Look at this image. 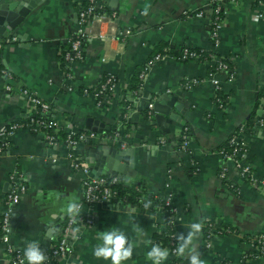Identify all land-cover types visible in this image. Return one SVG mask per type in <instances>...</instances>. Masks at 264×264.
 Returning <instances> with one entry per match:
<instances>
[{"label":"crops","instance_id":"0c3cea01","mask_svg":"<svg viewBox=\"0 0 264 264\" xmlns=\"http://www.w3.org/2000/svg\"><path fill=\"white\" fill-rule=\"evenodd\" d=\"M24 1L32 4L19 24V37L0 39V128L21 122L32 112L21 88L48 103V117L61 132L89 131L84 128L88 118L102 123V131L95 132L98 138L78 143L73 152L89 175L99 172L92 167L106 154L104 145L132 149L131 175L118 178L153 198L163 195L167 182L174 234L186 235L192 223L202 222L195 244L205 264H264V255L255 256L251 242L264 234V184L260 183L264 181V9L257 0H103L113 17L104 15L83 26L82 57L70 65L61 62L58 52L75 34L76 12L85 0ZM214 3L223 9L215 46L209 18ZM197 11H202L201 17L194 15ZM184 47L212 51L231 65V82L222 72L214 75L225 97L221 107L214 103L215 91L207 77L212 63L182 58ZM160 48H169L168 54L150 65L138 96L130 98L126 84ZM107 74L114 76L115 89L99 104L90 92ZM190 79L198 83L183 89L182 83ZM160 93H172L179 110L171 108L169 116L154 118L150 109L148 116ZM122 96L133 102L124 123H117ZM247 120L253 121V129L237 131ZM114 122L119 135L127 134L129 143L123 147L108 134ZM183 128L188 136L185 151L177 146ZM234 134L244 142L242 158L258 184L246 183L218 152ZM5 140L0 152V214L9 175L20 177L26 187L12 207L8 242L18 249L36 242L43 250L68 217L67 201L80 200L84 175L70 166L62 140L48 145L41 133L24 127ZM221 167L226 169L224 178L219 177ZM81 213L92 217V223L70 241L69 253L57 264H111L98 260L93 252L102 243L100 233L113 229L136 245L132 259L124 264H152L146 253L153 234L163 225L158 209L143 211L113 201L96 202ZM136 225L145 235H138ZM3 249L0 243V264ZM172 256L176 255L170 253L164 264ZM178 261L189 264L187 257Z\"/></svg>","mask_w":264,"mask_h":264},{"label":"built area","instance_id":"2783aa9c","mask_svg":"<svg viewBox=\"0 0 264 264\" xmlns=\"http://www.w3.org/2000/svg\"><path fill=\"white\" fill-rule=\"evenodd\" d=\"M257 3L261 5L264 9V0H257ZM104 5L103 0H87V4L85 7L78 9L76 12V23L77 29L75 31V37H68L69 48L63 53L64 62L67 65H70L73 62L78 61L81 58L80 51V41L86 36L83 32V26L86 23H92L94 20L99 17L106 16L107 19L113 17L112 15L106 14H96L94 10L97 7H102ZM223 9L220 3H214L213 7V17L210 19L211 28H210V36L213 41V46L216 45V31L222 19ZM196 17L202 16V11H197L194 13ZM264 16V11L262 12ZM97 36L100 37L101 32L97 33ZM166 49H163L158 53H155L140 69L138 73V78L143 80L147 71L154 62L158 61L162 57L166 56ZM202 50H191L186 47L181 49V57L184 59H194L198 60L200 58L205 61H210L214 64L213 72H209L207 77L211 82L213 89L215 91L214 103L216 106L221 107L223 105L224 96L220 93V87L218 81L214 78L216 73L222 72L225 74V80L227 82H231L233 79V70L231 65L226 62L221 56L218 54L207 51L208 53L203 55ZM68 78V74H65ZM115 78L114 76L107 74L101 80L94 89L90 92L96 99L97 103L101 104L109 99V95H112L115 89ZM198 83V79H190L186 80L182 83L183 89L191 88L193 85ZM67 89H69L67 87ZM22 97H24L28 103L31 105L32 112H39L41 117L38 118H29V120L23 124L12 123L8 126L7 130H0V140L4 141V139L12 134L14 130L17 128L24 127L31 132H39L41 133L45 141L48 145H55L58 141L56 138V133L60 131V127L58 124L48 117L49 105L48 103L42 101L38 97L30 94L25 88H21L19 90ZM83 92H88L86 89H83ZM264 101V100H263ZM151 105L147 111V115H151L150 113ZM263 110H264V102H263ZM244 129L243 125H240L237 131H242ZM186 129L183 128L179 133L178 139V148L182 151H185L187 148V139ZM97 134L93 131H67L65 133V137L62 140L67 148V157L70 161V166L73 169L80 171L84 177L81 180V198L77 202L81 205L80 214L76 218V222H73V218L68 215L65 219V222L62 224L58 238L55 243L48 245V254H45L47 257L44 264H57L58 260L61 257L66 256L70 251V241L76 238L87 225L92 223V217H86L82 215V209L84 207H88L96 202H115V192L111 189V185L116 184L120 181L117 176L107 177V176H91L88 174V169L86 165L73 156L74 149L76 145L80 142H85L87 140H96ZM102 139L104 137H101ZM112 138L116 142L120 144L121 147L125 145L127 134L119 135L117 131L112 133ZM6 142L0 144V152L2 151V147L6 145ZM228 146L231 147L230 151H225L223 149H219V153L222 158L226 161H229L235 168L238 169L239 175L241 178L250 185L258 184V180H256L252 175V170L247 163L243 161V153H244V142L238 137L236 134L231 135L227 139ZM226 173L225 167H221L219 170V177L224 178ZM261 184H264V181H260ZM8 190L5 194L3 200V206L0 214V243L4 245L3 249V264H21V261H24V264H27L26 259L24 258V249H18L12 246L8 242V234L10 232V216L12 212V207L14 204L18 203L19 200L25 193L26 187L21 182L20 177L15 174H10L8 177ZM163 195L162 205L159 206L158 210L164 209L167 213H172L174 211V207L171 204L172 196L168 187V183L165 182L163 185ZM161 212V211H160ZM79 229L78 233H74L73 229ZM208 237V235H207ZM252 243L255 244L256 247V255H264V234H260L251 240ZM208 246V242L205 243ZM175 246L170 247L168 250L172 255L174 254ZM173 264H178L174 262Z\"/></svg>","mask_w":264,"mask_h":264},{"label":"clouds","instance_id":"9594fccd","mask_svg":"<svg viewBox=\"0 0 264 264\" xmlns=\"http://www.w3.org/2000/svg\"><path fill=\"white\" fill-rule=\"evenodd\" d=\"M144 15L148 14L147 8L144 10ZM70 181V180H69ZM151 206V201L144 203L145 209ZM81 205L73 199H69L66 203L64 211L67 215L73 218V222H76V218L80 214ZM203 228L202 222L192 223L189 226V231L185 235L179 234L176 237L178 246L174 250V254L178 257H187L189 264H205L200 259V253L196 247L195 241ZM138 235H145L142 228L139 225L134 229ZM74 233H78L79 229H73ZM102 243L98 244L93 252V255L98 259L104 261H111V264H124L125 261L131 260L133 256V249L136 246L134 243L129 242L128 237L120 230H106L102 231L98 237ZM145 243H151L145 241ZM169 250L161 247L158 244H153L151 249L146 253L148 260L152 261V264H164L169 258ZM24 258L27 264H44L47 257L40 249V245L36 242L29 243L24 249ZM24 264V261H21Z\"/></svg>","mask_w":264,"mask_h":264},{"label":"trees","instance_id":"16d2710c","mask_svg":"<svg viewBox=\"0 0 264 264\" xmlns=\"http://www.w3.org/2000/svg\"><path fill=\"white\" fill-rule=\"evenodd\" d=\"M87 4V0L83 1L80 5L78 9H81L83 7H85ZM211 15H210V19L213 17V7L214 4L211 5ZM94 12L96 14H106L109 15L108 10L102 6V7H97ZM75 34L71 35L70 38H74ZM83 43V42H82ZM69 48V42H67L66 44L62 45L61 50H59L58 52V57L61 59V62L64 64V59H63V53ZM190 49V48H188ZM191 50H195L198 51V49H191ZM81 51V48H80ZM203 51V50H202ZM161 53V48L157 49L154 51L155 53ZM167 54L169 52V48L165 51ZM181 53V52H180ZM207 51H203L202 54L205 55L207 54ZM81 57H82V51H81ZM81 59V58H80ZM79 59V60H80ZM204 60L202 58L198 59V61ZM213 68H214V64L212 63L209 67V72H213ZM140 69L135 71L131 78L129 79L128 83L126 84V88H125V92L127 91V93H129L130 98L132 97H137L141 87H142V80L140 78H138V73H139ZM105 77V75L102 77L101 80H103V78ZM125 95V93L123 94ZM111 95H109L110 98ZM132 100L131 99H126L125 96H122V99L119 101V107L117 109V113L116 116L114 118L115 122L117 123H124V118L125 115L128 111V109L131 107L132 105ZM145 110H142V112L145 113ZM41 117V114L39 112H31L29 114V116L21 121V122H16V124H25L29 118H38ZM114 124L111 126L110 130H108V134L111 135L112 133H114L116 131V125ZM253 121L251 120H247L246 122H244L243 126L244 129L246 131H251L253 129ZM9 126V125H8ZM8 126L6 127H2L0 128L3 130H7ZM186 135H187V131ZM65 137V133L58 131L56 133V138L58 140H63ZM6 142L7 140L4 139V141L0 140V144ZM126 142L129 143V140L126 138ZM4 148L2 147L1 150H3ZM220 149H223L225 151H230L231 147L228 146L227 144V140L222 144V146L220 147ZM111 189L115 192V202H119V203H123V204H132V205H136L138 207H140L141 210L143 211H152V210H156L159 208V206L162 205V199L161 197H157V198H153L151 196H146L143 195V192L141 191V189H138V186L135 185H127V184H123L122 181H119L116 184H113L110 186ZM151 201V206L147 209H145L144 207V203ZM162 213V227L160 230L156 231L153 236H152V243L153 244H158L163 248L169 249L170 247L176 246V235L174 234V229L172 228V220H173V212L172 213H167V211H165L164 209L160 210ZM222 231H224L225 229H220ZM58 236H56L53 241L51 243H55L57 240ZM50 243V244H51ZM44 252V254H48V248H45L42 250ZM174 262H179L178 261V257L177 256H172L171 260L168 262V264H173Z\"/></svg>","mask_w":264,"mask_h":264},{"label":"water","instance_id":"95a60500","mask_svg":"<svg viewBox=\"0 0 264 264\" xmlns=\"http://www.w3.org/2000/svg\"><path fill=\"white\" fill-rule=\"evenodd\" d=\"M31 4V2L27 4L24 0H15L12 2L0 1V39L5 38L7 40L10 37H19L17 35L19 24L27 14ZM176 101L177 98L172 93H160L151 103L153 117L158 118L159 115L169 116L173 113V110H179V105ZM84 128L93 132H101L103 124L88 118L86 119ZM104 146L107 152L97 166L92 167L99 168V172H92L94 176H100V173H103L107 177L131 175L132 149Z\"/></svg>","mask_w":264,"mask_h":264}]
</instances>
